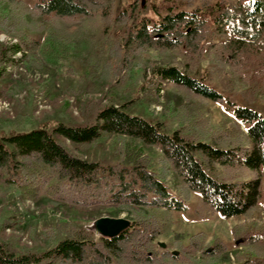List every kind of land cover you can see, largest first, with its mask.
Masks as SVG:
<instances>
[{"label":"trees","instance_id":"trees-1","mask_svg":"<svg viewBox=\"0 0 264 264\" xmlns=\"http://www.w3.org/2000/svg\"><path fill=\"white\" fill-rule=\"evenodd\" d=\"M160 1L165 13L155 0L147 5L132 0L119 12L115 0H0V33L15 38L14 42H0V80L8 66L21 62L27 54L56 50L62 41L59 37L67 42L73 35L71 43H79L75 34L84 33V25L75 20L84 17L102 35L114 24L125 25L123 39L115 43L112 57L102 69L116 83L128 61L148 49L181 52V66L156 63L143 69L137 98L159 104L161 91L172 83L190 96L220 104L230 101L190 74L193 66L206 59L215 60L225 89L232 91L241 83L252 93L264 88V0ZM182 3L189 8H182ZM152 8L155 19L146 14ZM132 101L122 106L99 103L92 114L84 107V124L58 121L0 134V184L17 188L30 199L48 197L82 209L107 207L113 215L126 212L132 222L126 231L106 237L70 217L62 218L44 228L52 245L29 251L21 248L19 236L13 240L0 237V264H171L170 257L188 264H208L228 256L229 245L217 237L202 247V258L193 257L202 242L201 232L181 245L179 255L157 248L155 240L171 231L172 213L187 211L194 192L201 196L196 208L200 214L207 211L230 218L259 205L264 115L233 104L236 119L246 125L243 135L240 125L206 134L198 127L205 119L202 123L196 116L168 132L167 119L153 121L128 112L125 107ZM20 113L15 120L19 127L33 124L27 113ZM104 134L125 135L158 147L163 161L181 179L180 189L174 191L154 168L153 158L139 146L128 145L121 160L104 163L77 155L64 143H91ZM214 164L225 172L213 173L210 167ZM11 225L12 216L4 215L0 229ZM235 235L238 247L262 250L237 251L235 264H264V224Z\"/></svg>","mask_w":264,"mask_h":264},{"label":"rangeland","instance_id":"rangeland-1","mask_svg":"<svg viewBox=\"0 0 264 264\" xmlns=\"http://www.w3.org/2000/svg\"><path fill=\"white\" fill-rule=\"evenodd\" d=\"M130 1L132 0H115V11L128 8ZM141 1L147 5L154 0ZM155 2L165 13V5L160 0ZM182 8L189 7L182 3ZM154 9H149L146 13L153 19L156 18ZM75 22L84 25L82 26L84 33L75 34L79 43H71L73 35L67 38V42L63 41V37H59L62 41L56 44V50L27 54L21 62L8 66L7 73L0 80V134L37 127L44 123L53 125L58 121L84 124L86 121L83 115L84 107L87 108L88 114H92L99 103H114L122 106L123 102L130 99L133 101L125 107L128 112L145 116L153 121L167 119L165 130L168 132H172L183 121L196 116L201 121L205 119V123L198 127L206 134L211 131L218 132V128L221 127L237 128L240 125V133L243 135L246 125L236 119L233 104L252 107L264 115V88L260 87L256 93H252L251 90L249 91L251 88L241 83L232 91L225 89L217 75L216 62L213 59L203 60L193 66L190 74L203 79L230 101L220 104L207 98L190 96L172 83L161 91L159 104L145 101L141 97L137 98L143 69L156 63L181 66L184 62L181 52L177 49L163 51L148 49L139 57L128 61L116 83L113 78H107L102 69L111 59L115 43H120L123 39L125 25L114 24L107 34L102 35L98 32L97 25L84 17H77ZM61 26L65 28L66 23H62ZM7 41L14 42L15 38L0 33V42ZM232 101L235 103H230ZM20 112L27 113L32 118L33 124L25 128L19 127L15 120ZM64 141L75 154L104 163L121 160L128 145L139 146L153 158L154 168L170 183L174 191H178L181 187V179L172 167L163 161L161 150L156 146L146 145L139 139H131L120 134H104L91 143L76 144L69 140ZM210 168L213 173L225 172L219 164H214ZM256 175L254 173L252 176ZM261 187L263 195L259 205L244 215L230 218L207 211L200 214L196 208L201 202V196L196 192L192 193L187 211L172 213L174 223L171 231L156 238L157 248L167 249L179 255L181 245L187 244L193 234L201 232L202 242L193 257L202 258V247L211 245L217 237L229 245L227 257L210 261L208 264H235L237 251L261 253L262 250L256 247H238L235 235L236 232L241 234L264 224V175ZM110 210L107 207L82 209L59 203L48 197L30 199L24 197L17 188L0 184V221L4 215H9L12 216L13 222L11 227L0 229V237L3 240H13L14 236L21 237L19 245L23 250L29 251L39 246L49 247L52 243L44 231L46 226L70 217L78 224L89 227L96 217L127 215L126 212L113 215ZM168 262L188 264L182 259L173 260L171 257Z\"/></svg>","mask_w":264,"mask_h":264},{"label":"water","instance_id":"water-1","mask_svg":"<svg viewBox=\"0 0 264 264\" xmlns=\"http://www.w3.org/2000/svg\"><path fill=\"white\" fill-rule=\"evenodd\" d=\"M131 224V220L126 216H101L96 218L89 228L97 235L115 237L126 231L131 226Z\"/></svg>","mask_w":264,"mask_h":264}]
</instances>
